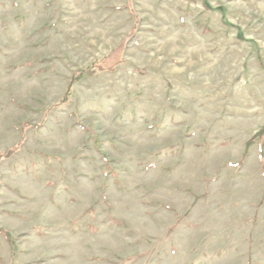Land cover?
<instances>
[{"label": "rangeland", "instance_id": "rangeland-1", "mask_svg": "<svg viewBox=\"0 0 264 264\" xmlns=\"http://www.w3.org/2000/svg\"><path fill=\"white\" fill-rule=\"evenodd\" d=\"M0 264H264V0H0Z\"/></svg>", "mask_w": 264, "mask_h": 264}, {"label": "trees", "instance_id": "trees-1", "mask_svg": "<svg viewBox=\"0 0 264 264\" xmlns=\"http://www.w3.org/2000/svg\"><path fill=\"white\" fill-rule=\"evenodd\" d=\"M73 81V80H72Z\"/></svg>", "mask_w": 264, "mask_h": 264}]
</instances>
